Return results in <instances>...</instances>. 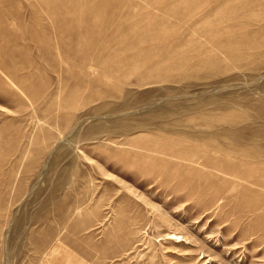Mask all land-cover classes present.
I'll list each match as a JSON object with an SVG mask.
<instances>
[{"label":"rangeland","instance_id":"374dc122","mask_svg":"<svg viewBox=\"0 0 264 264\" xmlns=\"http://www.w3.org/2000/svg\"><path fill=\"white\" fill-rule=\"evenodd\" d=\"M0 264H264V0H0Z\"/></svg>","mask_w":264,"mask_h":264},{"label":"bare ground","instance_id":"6f19581e","mask_svg":"<svg viewBox=\"0 0 264 264\" xmlns=\"http://www.w3.org/2000/svg\"><path fill=\"white\" fill-rule=\"evenodd\" d=\"M175 238V237H174Z\"/></svg>","mask_w":264,"mask_h":264}]
</instances>
